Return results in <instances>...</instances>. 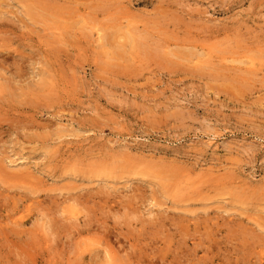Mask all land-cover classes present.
Segmentation results:
<instances>
[{
    "label": "rangeland",
    "instance_id": "1",
    "mask_svg": "<svg viewBox=\"0 0 264 264\" xmlns=\"http://www.w3.org/2000/svg\"><path fill=\"white\" fill-rule=\"evenodd\" d=\"M0 264H264V0H0Z\"/></svg>",
    "mask_w": 264,
    "mask_h": 264
}]
</instances>
